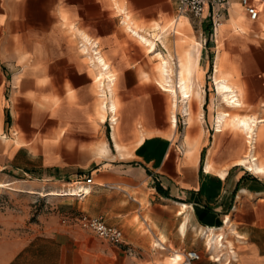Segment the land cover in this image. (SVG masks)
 <instances>
[{"label":"crops","instance_id":"obj_1","mask_svg":"<svg viewBox=\"0 0 264 264\" xmlns=\"http://www.w3.org/2000/svg\"><path fill=\"white\" fill-rule=\"evenodd\" d=\"M249 5L256 21L230 0L213 35L210 9L194 19L195 31L193 18L176 19L172 0H0V183L89 189L82 199L60 197L57 218L31 225L34 234L5 264H179L169 249L199 252L192 264H216L201 237L210 230L228 231L233 264H264V176L238 164L246 145L236 122L217 133L226 112L255 119L256 143L264 141V0ZM88 41L107 71L79 47ZM100 74L117 108L111 127ZM163 77L177 91L184 80L198 92L189 102L176 98L174 114L182 102L186 110L182 132L170 125ZM215 79L236 90L240 109L223 106ZM78 214L119 228L124 244L61 223Z\"/></svg>","mask_w":264,"mask_h":264},{"label":"built area","instance_id":"obj_2","mask_svg":"<svg viewBox=\"0 0 264 264\" xmlns=\"http://www.w3.org/2000/svg\"><path fill=\"white\" fill-rule=\"evenodd\" d=\"M175 10V16L177 18L181 17H191L193 19H200L205 10L208 8L211 11V33L214 35L216 30L219 26H221L224 16H225V10L227 9L230 0H172ZM239 4L242 6L243 12L247 16V18L254 22L257 20L258 17V11L249 5V0H238ZM79 47L83 49L87 53V48L89 47L90 55L92 58H95L96 55L99 54V51L97 50V46L92 44L91 41L83 42V44H80ZM86 48V49H85ZM93 63V62H92ZM97 80V77H96ZM98 81V80H97ZM114 81V79H112ZM108 80H103V86L101 84V87H104L105 92H107V95L109 96V91L107 88ZM109 124L110 127L114 125V121L112 120V111L109 109ZM182 125L185 126V122H182ZM247 149L250 152H254L255 150V143L254 140H251L250 143H247ZM92 182L91 177L84 179V184L86 186L90 185ZM76 190L75 196L70 197H76L78 199H82L85 196L89 194L88 187H83L80 183L76 184L74 187ZM64 225H70V226H76L77 228L89 232L96 236L98 239L103 240L109 244L120 246L123 245V233L122 231L114 226H109L105 223L102 217H88L84 214H78V215H72L70 217H65L62 222ZM210 231H207L206 233H203L201 235L204 236L202 238L204 243L205 252L207 254V258L216 264H233L237 260L236 253H233V249L230 247V245L227 243L226 235L225 233H221L220 230H216V240L219 243H223L224 250L222 251H214L212 247H209L207 244V236L209 235ZM237 239H240L239 237L235 236ZM154 248L158 250H164L163 247H156ZM169 259L173 262L179 263V264H192L193 262L199 261L201 259V254L195 250H172L169 249Z\"/></svg>","mask_w":264,"mask_h":264},{"label":"bare ground","instance_id":"obj_3","mask_svg":"<svg viewBox=\"0 0 264 264\" xmlns=\"http://www.w3.org/2000/svg\"><path fill=\"white\" fill-rule=\"evenodd\" d=\"M143 41H144V43H146L148 45L149 49L153 48V46H152V44L150 42H148L145 39ZM87 52H89V50H87ZM87 57L91 58V62H93L95 65H97L100 68L101 73L107 71L108 67L106 66V64L103 61V59L100 56V54L96 55L95 58H92L91 56H87ZM156 58L160 61V64L164 66V67L162 66V68L164 69V70L162 69V73H164L165 76H168V78L171 79L170 78V72L171 71L169 70V68L168 69L166 68V66H167L166 60L161 56V54H157ZM100 75L101 76L97 77V80H98L97 82L99 84L98 86H99V94H100V99H101V106L107 112H109V109L112 111V113H113L112 120L114 121V124H115L117 118L113 119V116L115 115L117 108H116V105H115V103L113 101L111 102V107H110V105H109L110 101L107 99V97H108L107 92H105L104 87H101V84L103 86L104 76L102 74H100ZM180 77H181V72H180ZM165 79L166 78L163 77V84L161 86L163 88V91L166 92L171 98L172 114L170 116V125L176 126L177 125V114H174L175 110L177 112V109H176V98L180 97L183 100L189 102V100H192L194 98V92L191 91V88L188 87L187 82L184 81V80H180V86H179V89L177 91L176 88L172 86L173 84L171 85L170 84L171 82H167ZM109 82H110L109 83L110 84L109 85L110 93L113 94V91H112L113 90L112 89L113 81L110 80ZM215 83H216V93L218 94V96L221 97L223 106H227L228 108H231V109H240L242 107L241 103L239 102V100L237 98V94L235 93L236 90L234 92V90H233L234 88L232 89L226 80H217V79H215ZM190 85H192V84L190 83ZM192 90H193V88H192ZM108 91H109V89H108ZM179 111H181L182 116L184 118H186V110H185L183 102L181 103V109ZM220 113H219L220 117H221L220 120H223V123H221V124L219 123L217 133H220L221 131H223V129H222L223 127L222 126H223V124H225L227 122V119H229L230 122H236V127L240 130V132L244 136L246 147H247V143H250L251 140H254V143H255L254 152H250V151H248V149H246L247 150L246 155L238 162V164L240 166H244L245 169L249 173H251V174H253L255 176H264V165H261L259 160L255 158L256 141H257V137H258L257 133H256V130H257V127H258V125H257L258 122L255 119L252 120V118L246 117V116L238 118V117H231L230 114H228L226 112H220ZM190 116L191 115H188V118ZM188 125H189V122H188ZM248 156H250L249 159H247ZM248 160L251 163H247ZM206 169L207 170L213 169L211 167L210 163L207 164ZM0 188H7V189H10V190H14V191L26 192L28 194L39 195L41 197H62V196H69L70 197V196H75L76 195L75 194L76 190H75V188H72V187H70V190L67 193L60 192V191H49V192H45V193H41V192H37V191H33V190L25 191V190H19V189L12 188L11 186L4 185L2 183H0ZM206 240H207L208 246L212 247L214 250H216V251L224 250L223 249L224 248L223 243L222 242L221 243L217 242L216 233H214L213 231H211L209 233V235L207 236ZM155 246L156 247H160V245L157 244V243H155ZM233 253H234V250H233Z\"/></svg>","mask_w":264,"mask_h":264},{"label":"rangeland","instance_id":"obj_4","mask_svg":"<svg viewBox=\"0 0 264 264\" xmlns=\"http://www.w3.org/2000/svg\"><path fill=\"white\" fill-rule=\"evenodd\" d=\"M192 20L195 23L193 25L194 30L198 31L200 27L197 21L194 19ZM153 35H155V33H153ZM197 41L200 43V37ZM165 44L171 48V40L168 39ZM149 61L155 62V59L149 56ZM197 94L198 92H194V95ZM216 105L218 104L215 103V106ZM177 119V128L182 132L185 128V126L182 125V122H185V118L182 116L181 111H178ZM261 147H264V141L256 143L255 154H257L261 160H264V156L258 153V149ZM246 149L247 147L244 146L243 153L245 155L247 153ZM260 164L264 165V163L261 162ZM11 187L25 191L31 190V187H25L23 185H11ZM49 191L50 190H40L38 192L45 193ZM59 209L60 197H41L26 192L0 188V264H5L7 254L11 252L13 247L22 245L31 238V235L34 234V231L31 230V225L42 224L40 218L46 216L57 218ZM227 232L228 231H226L225 235ZM230 236L231 235H228V240L233 242V238ZM234 250L236 252L235 248Z\"/></svg>","mask_w":264,"mask_h":264}]
</instances>
